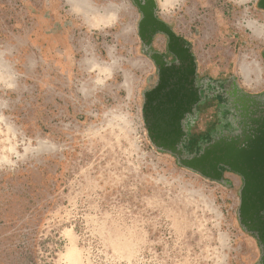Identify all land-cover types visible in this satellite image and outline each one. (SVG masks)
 I'll use <instances>...</instances> for the list:
<instances>
[{"label":"rangeland","instance_id":"obj_1","mask_svg":"<svg viewBox=\"0 0 264 264\" xmlns=\"http://www.w3.org/2000/svg\"><path fill=\"white\" fill-rule=\"evenodd\" d=\"M259 1L157 0V16L191 46L199 80L259 94ZM112 2L89 8L119 11L120 21L55 58L39 33L58 0H0V67L9 71L0 69V264H258V240L239 222L242 178L226 170L230 184L207 179L151 142L143 94L156 68L138 8ZM5 20L9 31H31L28 49L6 58ZM166 45L158 34L152 51ZM224 111L214 99L201 105L192 136L218 128Z\"/></svg>","mask_w":264,"mask_h":264},{"label":"water","instance_id":"obj_2","mask_svg":"<svg viewBox=\"0 0 264 264\" xmlns=\"http://www.w3.org/2000/svg\"><path fill=\"white\" fill-rule=\"evenodd\" d=\"M132 2L141 13L138 24L140 40L159 75V84L143 94V117L151 142L159 150L177 155L182 166L207 179L230 184L224 179L226 170L242 178L239 222L247 233L257 238L261 250L258 264H264V118H253L263 101L259 95H251L235 84L230 103L235 106L237 122L241 124L239 131L219 136L200 155L187 157L183 149L179 148L182 136L179 125L184 116L183 110L186 109L184 100L177 101L178 94L171 92V65H168L166 57L151 49L155 36L162 34L168 38L169 53L179 59L180 52L175 44L178 41L185 42L157 16V0ZM258 7L264 10V0L258 2ZM189 50L185 47L183 52L189 54ZM189 56L195 58L193 54ZM192 74H195V70Z\"/></svg>","mask_w":264,"mask_h":264},{"label":"flooded vegetation","instance_id":"obj_3","mask_svg":"<svg viewBox=\"0 0 264 264\" xmlns=\"http://www.w3.org/2000/svg\"><path fill=\"white\" fill-rule=\"evenodd\" d=\"M141 2H143V0H141ZM184 42L185 43L183 44L180 41H178L177 44H175L176 45L175 48L177 49L178 52H180L181 57L179 59L174 54L169 53L167 49V45H166V53H161L158 51H152V52L161 53L163 56L166 57L168 65H171V80H170L171 92L178 94L177 101H180L181 99L184 100V104L186 108L183 110L184 116L181 120V125H179L182 132V136L180 137V141H179V148L183 149L187 157H192V156L200 155L207 147L211 146L214 143L215 139L218 138L219 136L229 135L231 133L238 132L241 124L237 122V114L234 111L235 106H233V104L230 103V97L234 92L235 84L233 82H226V83L215 82L210 79H205L202 81L199 80L197 74L196 59L189 56L190 54H193L191 51V46L185 40ZM167 44H168V38H167ZM185 47L190 48L189 54L183 52V49ZM155 68H156V73L152 79L153 80L152 86L147 91L152 90L159 84V75H158L157 67L155 66ZM194 70H195V74L193 75L192 71ZM251 95H257V96L259 95L260 100L263 101V105L259 106V112L255 114L253 118L263 119L264 92L259 94H251ZM212 99L218 101V105L223 106V109L225 110L224 113H226L225 114L226 120H222L218 128H215L208 134L202 135L196 139L190 133L191 131L190 127L193 126L194 123L196 122L195 118L199 113V107L205 104L208 100H212ZM188 103L190 104L188 105ZM250 110H256V109L251 108ZM177 125L178 123L175 121V126ZM256 126L257 125H254V127ZM174 129H176V127ZM174 156L179 160L177 155Z\"/></svg>","mask_w":264,"mask_h":264},{"label":"crops","instance_id":"obj_4","mask_svg":"<svg viewBox=\"0 0 264 264\" xmlns=\"http://www.w3.org/2000/svg\"><path fill=\"white\" fill-rule=\"evenodd\" d=\"M93 1L94 0H58V3L54 4L55 7L51 25L54 29L50 31V26L47 30L46 28L43 29V34L39 33L45 39L49 38V40L46 39L47 41L41 47L44 54L48 52V54L53 55L55 58H69L70 55L77 50L78 42L91 43L92 40L91 38L89 39L91 33L104 30L106 27L114 25V21L118 22L121 17H123V14L119 11H116V16L110 14L102 15L100 12L94 14V7L92 6V8H89ZM100 1L102 3L108 2V6L110 5L109 2L113 1L112 5L115 4L118 10L121 3L125 5V0ZM2 26L4 28V35L1 42L9 43V51H5V58L14 56V51L18 52L28 49V46L26 45V47H24V45L30 43V30L19 33L17 29L12 28L11 31H9V23L6 20L3 21ZM125 35V32L120 33V31L115 35L118 46L124 40ZM79 36H81V38H78ZM129 38H132V32L129 34ZM1 57L2 56H0V58ZM18 57L19 55L17 58ZM21 58H24V54ZM2 66L3 67H0V69L3 71V74L8 75V68L4 65Z\"/></svg>","mask_w":264,"mask_h":264}]
</instances>
